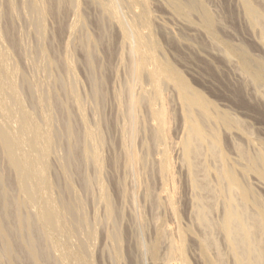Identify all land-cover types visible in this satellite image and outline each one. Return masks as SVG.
<instances>
[{
    "label": "bare ground",
    "instance_id": "1",
    "mask_svg": "<svg viewBox=\"0 0 264 264\" xmlns=\"http://www.w3.org/2000/svg\"><path fill=\"white\" fill-rule=\"evenodd\" d=\"M11 1L7 2L5 9L4 1L3 6L0 5V16L3 14L2 18H5L4 30L0 31V264H94L93 247L88 242L96 239L99 229L96 226L101 223L110 226L105 232L109 245L105 251L112 264H119L124 258L134 264H146L147 259L150 264H189L187 252L190 242L197 248L200 264H229L228 257L231 264H264V203L248 183L251 176L264 189V146L256 144L250 151L247 147L252 142L244 134L239 120L217 108L192 87L164 55L154 33L151 0H85L99 11L102 23L100 37L86 32L84 18L77 17L76 23L68 24L71 35L76 31L80 33L79 39L74 41V38L73 41H78L77 45L84 53L96 108L106 95L103 89L107 81L104 75L106 64L96 61L99 46L111 33L103 24H113L120 38L118 57L124 62L126 78L123 87L114 95L117 114L121 117L117 139L119 153L110 159L106 157L110 160L107 165L109 163L117 169L121 158L124 159L121 163L122 178L112 181L114 194L119 199L117 203L110 192V184L101 177L107 160L102 154V148L107 144L103 129L106 120L102 123L98 116L99 121H94L91 127L93 121L85 118L81 102L78 97L74 98L75 76L68 56L48 59L52 58L48 55L44 58L48 59L50 71L45 67L48 74L43 76L51 82V88L47 85L48 89L43 93L39 90L41 82L37 85L40 88L34 87L31 80L21 75L23 72L20 74V69L10 62V48L4 45L3 40L5 38L10 47L18 46L14 25L20 15L15 11L18 7ZM160 1L175 17H181L179 20L185 26L192 27L197 19L194 26L198 25L195 27H199V31L202 30L207 38L221 47L223 54L220 53L226 59L236 60L240 74L258 89V95L262 93L260 99L264 104V60L249 56L243 47L221 38L217 30L221 23H217L219 20L207 8L205 1ZM236 1L249 25L247 27L253 33L257 32V43L264 52V0ZM21 5L26 14L32 16L30 25L34 36L44 43L47 18L58 17L66 9L73 11L74 15L80 1L23 0ZM76 15L79 16L78 13ZM64 42L67 54L73 42L71 38ZM38 50L41 58L47 56L44 47ZM96 70H99V75H96ZM169 88L176 92L180 104L178 115L182 135L175 143L171 141L172 136L170 138L173 120L168 111L169 95L165 92ZM55 112L62 116L60 130L53 126ZM233 133L246 145L251 142L246 147L237 139L236 142L234 138L230 139L235 159L229 157L221 145L223 137L229 138ZM59 139L65 141V149L61 146L64 154L58 158V172L54 170L56 175L52 178V160L56 156L54 150ZM174 147L179 149L178 155L185 167L191 193V218L198 234L191 224L184 227L179 222L176 166L171 155ZM177 161L180 163L178 158ZM87 169L88 173L90 169L93 171L92 176L85 173ZM154 174L162 185L159 194L153 192L149 181ZM73 177L79 179L87 193L94 190L92 200L103 208V222L98 214H93L92 220L85 216L84 201L79 192L77 194ZM146 204L165 209L173 222L167 225L164 217L156 216L151 224L153 236L149 240L146 234L151 221L149 223L144 216ZM126 207L132 219L129 235L132 245L127 252L124 251L125 236L121 227ZM213 214L218 217H213ZM218 233L224 249L216 237Z\"/></svg>",
    "mask_w": 264,
    "mask_h": 264
},
{
    "label": "rangeland",
    "instance_id": "2",
    "mask_svg": "<svg viewBox=\"0 0 264 264\" xmlns=\"http://www.w3.org/2000/svg\"><path fill=\"white\" fill-rule=\"evenodd\" d=\"M8 1H11V0H0L1 6H3V3H4L3 9L6 8ZM22 1L23 0H12L11 1L17 5V6L15 5V7H18V8H16L17 10L15 9V11L20 14L18 16V18L16 19L15 25H14V33H15L17 41H19V44L17 47L13 48V47H10V45L7 43L8 41L5 38L3 40L4 45L5 46L8 45L6 47L10 48L9 49L10 53H11L10 54L11 55L10 62L12 64H14V66H16L18 69H20V74H21V71L24 73V74L22 73L21 75H25V77L28 78V80H31L30 82L32 85L33 84L35 85L34 87H36L39 84V82H41L43 84V85L41 84V88H40V86H37V87H39L40 89L39 88L38 89L40 90V92L43 93V92H46V89H48L46 87L47 85L49 88H51L49 86V85H51V82L48 81L47 77H46V79H47L46 80L45 77L43 76L44 74H46L45 76H47L48 73H46V72H48L47 71L48 69L50 71V67H49V65H47L48 63L46 61L48 59H53L55 57L56 58L57 57L63 58L64 56H68V58L70 59V61L73 64V69H74L75 84H76V86H75L76 92H74V94L76 93V95H78V96L74 95L75 96L74 98L76 99L78 97L77 100L79 99V102H81V106L83 108V113H84L85 118L87 120H89L90 122L93 121L91 124L89 122L91 127H93L94 121H99V120L102 121L103 120L102 123H104V121L106 120L105 121L106 123L103 124V129H104V132L106 134L105 136L107 139V144L104 146L105 149L102 148V154H103L104 158H106V157L109 159L112 158L114 155H117L119 153L118 146H117V139H118V136L120 134V128L119 127L121 125V120H120L121 117L117 114V104H116V100H115L116 96H114V95L116 94V91H118L120 88L123 87L124 82H125V78H126L125 68H123L124 62L122 59H120V57H118L119 39L120 38L118 37V35L116 33V28L114 27L113 24L110 25V23L106 24V22H105L103 24L104 28L108 29L109 32H111V33H110L109 37L103 39V42H102L103 45L101 44L99 46V48H98L99 54L98 53L96 54V57H97L96 61H97V63H100V64H106L105 65L106 69H104V75H105V80H107V81H105V83H104L105 85H103L104 95L105 94L106 95L104 96L105 98L103 99L104 103L101 102L102 106L99 105V107L96 108L94 99L91 95V90H92L91 86L92 85H91L90 77L88 76L89 72L87 69L88 67H87L85 60H84L85 57H83L84 53H83L82 49L79 48L80 45L79 44L77 45L78 41H77V43L76 42L74 43V41L79 39L77 36H79L80 33H78L76 31L73 35H71L69 32V29H70L69 27L72 26L73 23H76L77 17L80 19L84 18L86 21L84 25H87L86 26L87 31L85 30V27H84V31H86L88 33L90 32V34H92V35L94 34V36H96V37H100V33L102 31L101 30L102 29L101 28L102 23L100 22V19H99L98 9L96 7L89 5L85 0H79L80 6L78 7V11H76V13H78L79 16H77L75 12L73 15V11L66 9V10L62 11V13L58 17L55 15L48 17L47 18L48 20L45 23V27L47 29L46 30L47 39L43 43L42 41L39 42V40L36 39V36H34L35 34H33V32H32L33 30H31V29H33V27H31V25H30V24H32V18H30L31 15L28 16V14H26V9H24V7L23 8L20 7V6H22L21 5ZM203 1L206 2V5L208 6L207 8H209V10H210V12H212L213 16L215 15L214 17L217 20H219V21H217V23L218 22H219V24L221 23L220 26H217L218 34L221 38L228 40L232 44L239 45V46L243 47L249 56L264 60V52H261L262 49L259 47V45L257 43V39H258L257 38V32L254 31V33H253L252 31H250V28L247 27L249 25L246 22L244 15H242L243 12L241 11L242 9L240 7V4L237 3L236 0H203ZM151 5L152 6H151L150 10L153 13V14L152 13L151 14L154 15L153 19L155 22L154 33L156 32L155 36H156L157 40L159 41L161 50L164 53V55L171 62H173L174 66L181 72L183 77H185L187 82L189 84H191L192 87L197 88V90H199L201 93H203V95H205V97H207L209 100H211L217 108L222 109V110L224 109L232 117H234L235 120H239V122L241 123V127L243 128L244 134H246V136L253 143L252 144L250 142L251 144L249 143L250 144V145L248 144L249 146L246 145V143L239 140L240 139L239 136H237L235 133L232 134L233 136L230 135L232 137H230V136H229V138L223 137V139L225 141L224 140H223L224 142L221 141V145H222V148L225 150V152L230 155L229 157H231L232 159L236 158V155L234 156L235 152H233L234 150H232L233 149L232 144L229 143L233 140V138H234V141H235V139H237L238 142L240 141L246 147L248 146L247 148L250 147L249 148L250 151H252V147H254V145H256V144H261L264 146V104L262 102V99H260V97H262V95H261L262 94L261 93L262 88L261 87L259 88L260 89L259 92L261 94L258 95V91H257L258 89L254 88L253 85L250 84L249 80L248 81L246 80L247 78L243 74H240L241 72L239 71V68L237 66L238 64H237L236 60L234 61V59H229L231 61L230 62L228 59H226L222 55L223 52H222L221 47H219L217 43H214L212 41V39L207 38V36L204 33H202V30L199 31L200 28L199 27H198V29L196 28L198 25H195L196 27L194 26L193 23L197 22V19L195 17H194L193 21L195 19L196 20L192 23V25L194 26V27L192 26L193 27L192 28L190 25L185 26L183 24L184 22L182 23L181 19L179 20V18H181V17H179V16H178V18L175 17V14H172V12L169 11V9H167L165 7V5H163V3H161L160 0H151ZM237 6H238V8H236ZM262 6L264 9V5H262ZM23 12H25V13H23ZM171 14L174 16H172ZM2 15L3 14H1V16H0V31L1 32H3L4 27H5V18L3 19ZM26 16H27V18H26ZM58 18H59V20H58ZM68 24L69 25L72 24V25L68 26ZM195 24H197V23H195ZM163 25L166 27L165 28L166 32L164 31ZM161 28H162V30H160ZM166 33L168 34V36L166 35ZM75 34H78V35H75ZM95 34H97L98 36ZM162 34L165 36H163ZM253 34H255L256 37ZM252 35L255 38H253ZM52 36H54V37H52ZM110 37H111V39H110ZM69 38L72 39V42L74 45L71 43V45L69 47L70 50H68V53L66 54V52L64 51V44L66 42H64V41L69 40ZM74 38H75V40H74ZM176 38H177V40H176ZM106 39L109 42L110 41L111 42L109 43ZM5 40H6V42H5ZM105 40L108 43V46H107V43L105 42ZM172 42H174V43H172ZM110 44L112 47H110ZM214 44H216L217 46L215 47ZM72 46L74 48H72ZM39 47L40 48L44 47L45 53L47 54V56L45 55L42 57L43 59L45 57L48 58L49 56H52V58L49 57L47 60H45L46 59L45 58L44 59L45 63H44V60L41 58L42 55H40V53H39V50H38V49H40ZM217 47H219V48L217 49ZM37 50H38V52H37ZM115 50H116V52H115ZM220 51L222 54L220 53ZM110 54H111V56H110ZM114 54H115V56H114ZM98 55H100V56H98ZM107 56H109V57H107ZM98 60H99V62H98ZM118 60L120 62H118ZM124 60H125V58H124ZM227 60H228V62H227ZM103 61L104 62L106 61L108 63H104ZM43 64L44 65L46 64L49 68L46 65L43 67ZM45 67L47 70L45 69ZM114 70H116V71H114ZM43 71H45V73ZM99 73H100L99 70H96V75H99ZM123 77H124V79H123ZM43 81H44V83H43ZM45 81L49 82L50 84L45 83ZM247 82L249 84H246ZM169 89H167L168 91L166 90L165 92L168 93L167 95H169L168 96V101H169L168 105L170 107L168 105L167 106H168V111L170 113V116L172 114L171 121L173 120V122H171L172 124H171V130H170L171 131L170 138L172 136L171 141L172 142L174 141V143H175V141L177 142L178 141L177 139H179L181 137L180 134L182 131V129L180 130V128H182L181 127V118H179L180 115H178V114H180V110H179L180 104H179V101L177 99L176 92L172 88H169ZM171 90H172V92H171ZM173 93L175 94L174 99L172 98V96L174 95ZM170 94L172 96H170ZM174 106H176V107H174ZM76 110L77 109L74 107L75 113L77 112ZM97 110L100 111L99 115H98ZM55 113L58 114V116L56 114H54L53 126L56 127V129L60 130L61 129L62 116H61L60 112L59 113L55 112ZM98 116H100V118ZM97 118H99V120ZM114 120L118 121V122H116V124H115ZM111 121H113V122H111ZM76 122L78 124V121H76ZM107 122H109L110 125H108ZM117 124H119V125H117ZM77 126H79V124ZM230 139H232V140L230 141ZM59 141L60 142H57L58 144L56 145V147H55L56 149L54 150L55 151L54 155H56V156L53 155L54 156L53 158L54 159L56 158V159H55V161H54V159L52 160L53 171L51 172L52 174L50 173L52 178L55 177V175H56L55 171H57L59 168V165L57 164V163H59L58 158L60 159V157H62V155L64 154V149H65V143H64L65 141L64 140L62 141V139L61 140L59 139ZM103 149H104V151H103ZM175 149H176V151H175ZM253 149H255V147ZM177 151H179V149L177 147H174L172 150L173 153L171 155L173 157L172 162H174L173 164L176 166V167H174V170H175V180H176L175 183H177V185L176 184L175 185H176V189H178L177 190V197L179 198V199L176 198L177 204H179L177 206L179 209V216H180L179 222H180L181 226H184V227L190 226V224H191V227H193L196 234H198L199 231H198L197 227L194 225L193 218H191L192 215L190 212V205H189L191 193L189 191L190 190L189 186H187V185H189V183L187 182V178L185 177L186 176L185 167L181 163V157L179 156L180 151L179 152H177ZM231 155H233V156H231ZM177 158H178V160H180V163H179V161H177ZM109 159L106 160L105 172L103 171L104 174L101 177L103 178L102 180L105 183L110 184L109 185L111 187V188H109L110 192L113 193L112 196L117 203L119 201V199H116L118 197L116 196V194H114L115 190L113 188V182L112 181L117 180L118 178L119 179L122 178L123 174L121 173L122 172L121 171L122 170L121 163L123 162L124 159L121 158L120 166L118 167V169L112 168L109 165V163L107 165V162L110 161ZM181 164H182V166H181ZM180 167H182V168H180ZM87 170H85V173L89 172V170L88 171ZM115 170H116V172H115ZM91 172L93 175V171L90 169V173H88L89 176L91 175ZM119 174H120V176H119ZM153 177H154V180L152 179ZM153 177L150 178V176H149L148 179L150 178L149 181L151 180L150 182L152 185L153 192L155 194H157V193L159 194L160 191L162 190V185H161V183H159L160 180L157 178V176L155 174ZM155 178H157V179H155ZM75 179L76 178H74V177L72 179L73 185H74V187H76L77 194L79 192L78 195L81 196L80 198H82V200L84 201L85 216L87 218H89V220H92L93 216L95 214H98L97 215L98 218L100 217L102 219L103 217H101V215L104 216L103 208L98 206L97 203L95 205V202L92 200V193L94 190H92L91 194L87 193L81 187L79 179H76V180ZM250 179H249L250 181L247 179L248 183L254 188V190H255L254 193H256L264 203V189H263V187L261 188V186L258 184V182L255 181V179L253 177L250 176ZM95 192H96V189H95ZM95 206H97L99 208L96 209ZM159 209L160 208L157 209L151 204H146L144 206V210H145L144 216L146 217V220L149 223L151 221V223L149 224L150 230L146 234L147 240H149L153 236V232H152L153 229H152L151 224L154 221L156 216H159L162 218L164 217L163 220H165L164 221L165 224L169 223V225H172V223H173L171 221L172 219L169 216L168 212L165 211V209H163V208H161L160 210ZM219 209H220V207H218V210ZM95 210H97V212L98 211L99 212L96 213ZM125 210H126V217L122 221L121 227L123 229L124 236H125L124 237V240H125L124 241V251L127 252L128 251L127 249L129 247H131V245H132L131 239L129 238L130 232L132 231V228H131L132 227V225H131L132 219L128 215L127 207L125 208ZM219 211H221V209ZM165 214H168V216ZM214 214H213V217L217 218L219 216L220 212L218 213V216H216L217 214L216 215H214ZM101 219L99 220L100 222H101ZM102 222H103V219H102ZM128 224H129V226H128ZM96 228H99V229H97L98 235H97L96 239L94 241L92 240V242L91 241L88 242L93 247V253H94L93 254L94 255L93 263L94 264H112L113 262H111V258H109V255H107L108 254L107 250L105 251V248H107L109 246L107 243V240L105 238V232L107 229L110 228V226L106 227L105 224L102 225V223H101V225L100 224H99V226L97 225ZM216 237L218 238L219 244L221 243L220 247L222 249H224V244L222 243L221 235L218 233V234H216ZM190 244L191 245H189V248L191 250L188 248V252H187L188 262H189V264H200V260H199V257L197 255L198 254L197 248L192 242H190ZM126 259L124 258L123 260H121L119 264H134V263L130 262L129 259H127V260ZM146 262H147L146 264H150L149 259H147ZM228 263L231 264V259L229 257H228Z\"/></svg>",
    "mask_w": 264,
    "mask_h": 264
}]
</instances>
